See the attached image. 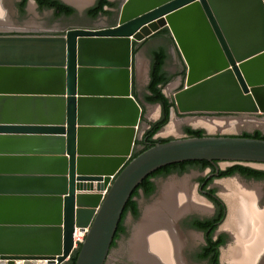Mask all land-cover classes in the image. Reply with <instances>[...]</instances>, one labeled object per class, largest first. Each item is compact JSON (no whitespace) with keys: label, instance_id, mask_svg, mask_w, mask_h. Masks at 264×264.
<instances>
[{"label":"water","instance_id":"obj_1","mask_svg":"<svg viewBox=\"0 0 264 264\" xmlns=\"http://www.w3.org/2000/svg\"><path fill=\"white\" fill-rule=\"evenodd\" d=\"M163 28L185 69L169 122L172 111L264 116V0H122L114 25L0 35V264H65L76 251L74 264H105L150 174L186 161L264 166V139L239 135L171 139L132 159L144 126L133 44ZM75 228L88 229L78 250Z\"/></svg>","mask_w":264,"mask_h":264},{"label":"bare ground","instance_id":"obj_2","mask_svg":"<svg viewBox=\"0 0 264 264\" xmlns=\"http://www.w3.org/2000/svg\"><path fill=\"white\" fill-rule=\"evenodd\" d=\"M5 21L0 12V26L5 25ZM216 120L205 118L189 121L208 130L222 128L216 126ZM174 121L169 122L168 129H173L178 124ZM189 121L186 122L190 123ZM217 185L223 190L232 187L238 191L232 197L224 199L228 213L222 228L230 230L235 238L234 247L225 253L229 263L264 264V209L255 205L260 196L259 187H248L234 179L220 181ZM208 208L206 201L197 198L189 190L186 179L168 180L161 186L153 203L143 208L141 218L133 228L129 241L130 260L134 264H186L181 254L186 235L183 236L177 230L176 222L186 212L202 213Z\"/></svg>","mask_w":264,"mask_h":264},{"label":"rangeland","instance_id":"obj_3","mask_svg":"<svg viewBox=\"0 0 264 264\" xmlns=\"http://www.w3.org/2000/svg\"><path fill=\"white\" fill-rule=\"evenodd\" d=\"M70 3H72L76 8L78 14L74 18H62V19H56L51 11H39L35 5L32 3H29L27 6V13H28V19L25 18V20H20L17 18L15 15V0H0V5H1V13L3 15H7L12 23H14L16 26L22 27L21 24L24 22H29L32 23L34 26V29H38L39 31L42 30V33L44 34H55V33H60V32H65L67 29L71 27H77V26H93L96 24H103V25H114L117 21V15H118V8L117 5L115 8H112L114 12H116L115 16L112 18H108L105 16H101L98 18L97 21L91 22L88 21L85 18L84 11L85 9L90 5V0L87 1H74V0H67ZM115 4H119L120 1L122 0H111ZM4 9V10H3ZM115 9V10H114ZM7 12V13H5ZM6 19V17L4 16ZM153 47H160L163 46L166 48L168 57L165 65V71L169 74L174 75V78L171 80V82L163 88V93L165 96H167L168 99L172 100L173 93L177 91L181 85L176 84V80L179 76L180 71L184 69L182 61L179 57V54L174 46L173 41H170L167 38L164 37H156L153 38V43H151ZM148 59H149V54L146 52L144 54V66L143 72L138 76V82L136 83L135 86V94L137 95V99L141 103V106L143 108V113H144V120H143V127L141 128L142 135L146 131L148 127V123L154 122L158 119L159 114H160V108L154 104L150 105L144 102L143 96L147 94L146 86L148 82V77H147V65H148ZM207 117L197 115V116H189V117H177L175 115V112L172 111V116L170 122L174 119L178 124L172 129H168L167 125L163 127V129L156 135V138L160 139H176V138H183L185 137L184 133V128L189 127L192 129H202L204 130L205 133L209 135H240L242 133H253L254 131H260L264 135V116L262 115H250V116H243V115H215V116H210V118L207 119H212L216 120L218 122L216 126H221L222 128H216L215 130H208L206 127L202 125H193L191 121L189 120H198L199 119H205ZM216 118V119H215ZM229 118V121H228ZM231 118V119H230ZM227 120L226 122L223 121ZM234 119V120H233ZM189 121L190 123L186 122ZM222 120V121H221ZM174 121V122H175ZM220 122V123H219ZM223 122V123H222ZM169 124V123H168ZM235 124V125H234ZM229 125V126H228ZM232 125V126H231ZM226 127V128H225ZM167 128V129H166ZM225 128V129H224ZM227 165L229 166L230 164H221L222 168H226ZM253 168H261L264 169V166H253L250 165ZM206 173L203 172L201 174L196 173L195 171L193 172H187L184 175H179L176 177H170L167 179H164L158 183V188L157 192L155 193L154 198L152 197L151 199L145 200L143 202V206L150 205L153 203V201L156 199L157 195L159 194L160 188L162 185H164L168 180L175 178L176 180H183L186 179L188 183V187L191 190L196 191V180L199 176L205 175ZM233 178L230 179H223L221 181H229L232 180ZM219 182V181H217ZM216 182V183H217ZM250 187H253L250 186ZM219 194L222 195L223 200L226 198L232 197L235 193H238L234 188H228L223 190L220 185H217L214 187ZM197 197V196H196ZM226 197V198H225ZM200 198V197H197ZM203 199V198H201ZM204 200V199H203ZM206 201V200H204ZM259 201L258 200L255 202L256 207L260 205L264 209V201ZM206 203H208L206 201ZM226 203V202H225ZM209 204V203H208ZM259 208V207H258ZM143 211V210H142ZM194 211V210H193ZM211 213V208L209 205V208L207 209L206 212H186L185 214L181 215L182 217L176 222V228L177 230L184 236L186 235L185 241L183 243V248H182V258L185 261L186 264H206L203 262H197L194 260V255L197 252L199 248V244L201 242V237L198 233L194 232L187 226V219L189 216L192 215H201V216H206ZM139 218H136L134 221L128 220V233L127 235L124 236V238L120 241L119 248L116 250V258H118L121 263L119 264H128L129 258V241L132 238V233L135 224L140 220ZM134 225V226H133ZM218 233H226L228 236V242L227 244L221 248L220 251V258H221V263L222 264H230L229 263V258L228 256L225 255V253H228V251L234 247L235 245V238L230 232V230H226L224 228L218 230ZM230 233V234H229ZM132 262V261H131ZM66 264V263H65ZM232 264V263H231Z\"/></svg>","mask_w":264,"mask_h":264},{"label":"trees","instance_id":"obj_4","mask_svg":"<svg viewBox=\"0 0 264 264\" xmlns=\"http://www.w3.org/2000/svg\"><path fill=\"white\" fill-rule=\"evenodd\" d=\"M27 0H20L18 7L20 10H23ZM37 4L38 8L43 10H52L55 17L60 16H71L75 13L73 7L62 3L59 0H34ZM116 4L111 2L110 0H96L94 5L86 10V14L88 17L95 19L98 16H109L111 12L108 9L115 8ZM156 37H164L172 41L169 31L167 28H163L158 32L154 33L151 38ZM137 50H133V54H135ZM168 53L165 47L160 46L155 49L151 53L150 58V67L148 73V84L146 87L147 94L143 96V100L145 103L154 105L158 104L160 106V115L158 119L154 122L148 123V129L143 133L141 140L136 142V145H143V149L137 151L133 154L132 159L138 156L143 151L147 150L151 146L156 143H165L171 139H160L155 138V135L167 125L169 122L170 111L174 108V103L168 99L164 93L163 88L171 82L174 78V75L169 74L165 71V64L167 61ZM185 69L180 73V76L184 78ZM134 95L135 92L133 91ZM184 133L186 137H203L204 130L202 129H192L189 127L184 128ZM242 137L247 138H256V139H264V135L260 131H254L253 133H242ZM176 168V170H173ZM194 168L200 171H203L207 168H211V165L207 161H186L177 164L167 165L165 167L160 168L156 172L147 176L140 185L133 191L129 201L127 202L125 209L131 211L134 215H137L136 202L133 200V197L137 195V191L140 189L142 192L149 196L153 193L154 187L151 182L153 176H166L174 171L179 174L186 172L188 169ZM235 174H239L240 176L246 178H253L255 180H264V171L252 169L240 164H235L226 169L219 172L220 178L231 177ZM199 181H205V178H200ZM214 193V190H211ZM209 200L213 203L216 209L215 217L212 220L204 221V222H195L194 227L201 231H206L207 228H211L207 233L206 238V246L201 250L200 254L196 256L198 261H207L208 264H220L219 263V247L224 244V239L222 237H218L216 240L212 239V235L216 230L217 224H219L224 218L225 206L223 202L218 198H209ZM124 211L121 216V220L119 222V226L117 228L118 231H123L120 223L122 221ZM217 222V224H214ZM116 235L114 236V238ZM77 257V251L71 256V258L66 262V264H74Z\"/></svg>","mask_w":264,"mask_h":264},{"label":"flooded vegetation","instance_id":"obj_5","mask_svg":"<svg viewBox=\"0 0 264 264\" xmlns=\"http://www.w3.org/2000/svg\"><path fill=\"white\" fill-rule=\"evenodd\" d=\"M32 1L33 2H31V0H27L25 6L23 7V10H20V8L18 7V5L20 3V0H15V12H16L15 15L17 16V18H19L22 21L25 20V18L28 19V16H27L28 15V13H27V6H28L29 3H32L33 5H35L36 8L39 11H41V12H43V11H51V13L53 14V11L52 10H46V9L41 10V9H39L38 6H37V4L34 2V0H32ZM95 1L91 5H89L85 9V11H84L85 18L88 21H91V22H95V21L98 20L99 17H101V16H98L97 18L92 19V18L88 17L87 14H86V10L88 8H90L91 6H93L94 3H95ZM111 2H113V1H111ZM116 5H117V8H118L119 5H120V3L119 4H116ZM74 10H75V13L73 15H71V16L55 17L54 14H53V16L56 19H58V20L59 19H62V18H74L78 14L77 9L74 8ZM108 10L111 12V15L105 16V17H107V19L114 17L115 14H116V12H114L112 10V8L111 9H108ZM0 12H1V7H0ZM5 13H7V12H5ZM3 16L6 17V21H5L6 24L0 26V35H34V34H37V35H50V34H44V33H42V30L41 31H39L38 29L35 30L33 24L32 23H29V22L22 23L21 24L22 27L16 26L14 23H12L11 19L7 15H3ZM77 27H83V26H77ZM63 33L64 32H60V33H55V34H52V35H62ZM182 71H180V73ZM180 73H179V76H180ZM147 84H148V82H147ZM143 111L144 110L142 108V114L144 115ZM207 118H210V117H207ZM147 129H148V127H147ZM204 135H208V134L207 133H204ZM155 138H156V135H155ZM142 149H143V145H136L135 152L140 151ZM221 164L222 163H218V162H215L214 164H211L210 163L211 168H207V169H205L203 171H200V170L194 169V168H190L186 172L181 173V174H179L178 172L174 171V172H172V173H170V174H168L166 176H161V175H159V176H153V178L151 179V182H152L153 187H154L153 193L151 195H149V196H146L142 192V190L139 189L137 191V195L135 197H133V200L136 202L137 215H134L128 209H126L124 211V215H123L122 221L120 223L121 227L123 228V231L116 230V234H115L116 237L114 238V241H113V243H112V245L110 247L109 255H108V258H107L105 264H119V263H121V261L118 258L115 257L116 256L115 253H116V250L119 248L120 241L128 233V230H129L128 229V222H129L128 220L134 221L136 218H139V216L141 217L142 210L145 207V206H143V202L145 200L151 199L152 197L154 198L155 193L157 192L158 183L160 181L164 180V179H167V178H170V177H176V176H179V175H184L187 172H193V171H195L198 174H201L203 172H205L206 174L205 175H202V176H199L197 178L196 184H195L196 191L195 190H191L190 188H189V190L192 191V192H194V194L197 197H200V198H203L204 200H206L209 203L210 208H211V213L209 215H206V216L192 215V216H189L188 219H187V221H186L187 222V226L191 230H193L194 232L198 233L200 235V237H201V242L199 244V248H198L197 252L194 255V260L198 262V260L196 259V256L198 254H200L201 250L206 246L207 233L210 231L211 228L210 227L207 228V230L204 232V231H201V230L196 229L193 225H194L195 222L209 221V220L214 219V217H215L216 209H215V206L213 205V203L209 200L210 197L211 198H218V199H220L223 202L224 206H225L224 218H223V220L219 224H217V222H214V224H217V227H216V230L214 231V233L212 235V239L213 240H216L218 237H222L224 239V244L219 247V252H220L221 251V248L224 247L227 244V242H228V236H227L226 233H218V230L221 229V226L223 225V223H224V221H225V219L227 217V213H228V210L227 209L228 208H227V205H225L226 203H224L225 201L223 200L222 195L219 194L218 191L214 188L216 186V184L218 183L217 181L220 182L223 179H230V178H233L234 177V180H237L239 183L244 184V185H246L248 187H250L252 185H257L259 187V191H260V193H259L260 194L259 201H260V199H261V201H264V180H255L253 178H246V177L240 176L239 174H235V175H233L231 177H225V178H220L219 176L218 177H215L214 174L216 172V169H215V166L214 165H216L219 168L218 173L220 171L226 169L227 167L232 166V165H229V166L227 165L226 168H222L221 167ZM243 166H246V165H243ZM246 167H249V168H252V169H256V170H260V169H257V168H253L251 166H246ZM173 170H176V168H173ZM261 171H264V170H261ZM200 178H205V181H203V182L202 181H199ZM211 190H214V193H212ZM258 207L259 208H262L260 205H258ZM181 217L182 216H180V218ZM180 218H178V220ZM132 230H133V228H132ZM219 257H220V255H219ZM199 262H203V263L208 264L207 261H199ZM127 263L128 264H134L133 262H131L129 260H128ZM219 263H220V261H219Z\"/></svg>","mask_w":264,"mask_h":264},{"label":"crops","instance_id":"obj_6","mask_svg":"<svg viewBox=\"0 0 264 264\" xmlns=\"http://www.w3.org/2000/svg\"><path fill=\"white\" fill-rule=\"evenodd\" d=\"M83 1H87V0H83ZM95 0H90V5L94 2ZM121 3V2H120ZM151 43H153V38L149 37L146 38L144 41H142L141 43H134L133 44V50H137V52L134 55V61H133V87H132V95L134 96V98L138 101V103L141 106V103L139 102V100L137 99V95H134L133 91L135 92V86L136 83L138 82V76L143 72V66H144V54L147 52L149 54V59H148V65H147V77H148V73H149V67H150V58H151V53L159 48V47H153L151 45Z\"/></svg>","mask_w":264,"mask_h":264},{"label":"built area","instance_id":"obj_7","mask_svg":"<svg viewBox=\"0 0 264 264\" xmlns=\"http://www.w3.org/2000/svg\"><path fill=\"white\" fill-rule=\"evenodd\" d=\"M88 232L87 228H75L72 234L73 239V250H78L80 244L84 241L85 236Z\"/></svg>","mask_w":264,"mask_h":264}]
</instances>
